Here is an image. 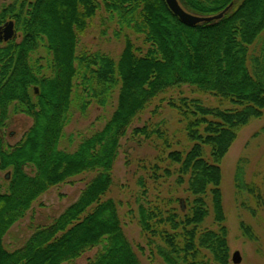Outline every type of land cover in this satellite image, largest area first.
<instances>
[{"label": "trees", "instance_id": "16d2710c", "mask_svg": "<svg viewBox=\"0 0 264 264\" xmlns=\"http://www.w3.org/2000/svg\"><path fill=\"white\" fill-rule=\"evenodd\" d=\"M102 1L120 30L145 36L150 48L144 55L127 37L118 61L101 53L78 56L79 36L97 14V0H17L1 12L0 26L11 19L22 36L20 42L0 41V128L11 108L30 117L33 125L14 147L0 133V171L10 173L7 192H0V264H68L99 248L89 264H142L124 232L119 204L107 197L121 143L134 122L156 99L183 86L235 107L222 111L192 101L186 129L194 146L186 155L169 157L180 164L182 174L191 175L189 190L197 197L186 227L204 222L208 212L203 198L209 189L217 221L225 219L221 162L238 132L264 117V0H179L202 17L218 15L233 4L222 19L194 27L173 15L165 0ZM259 39L260 55L250 57ZM41 52L44 56L38 58ZM77 81L88 100L102 108L118 92L117 107L101 131L68 153L60 144ZM148 126L132 135L147 136ZM205 146L211 149L212 163L204 158ZM84 173L94 177L73 205L51 225L38 228L23 247L14 252L5 248L8 232L40 197ZM140 225L170 245L158 249L166 264H201L202 250L212 251L220 264L228 262L225 227L203 233L199 245L198 229L185 232L184 245L177 247L168 231L154 229L143 208Z\"/></svg>", "mask_w": 264, "mask_h": 264}, {"label": "rangeland", "instance_id": "374dc122", "mask_svg": "<svg viewBox=\"0 0 264 264\" xmlns=\"http://www.w3.org/2000/svg\"><path fill=\"white\" fill-rule=\"evenodd\" d=\"M240 1L236 0L237 3ZM97 2L99 9L96 16L90 21L87 30L79 36L78 56L101 53L118 61L127 37L140 49L138 53L144 55L150 48L145 36L129 29L120 30L118 19L105 10L102 0ZM17 3V0H0V15L5 7ZM21 36L17 32L18 42L21 41ZM260 48L259 39L251 47L250 57H258ZM42 56L44 52L37 54L38 58ZM249 68L252 70L251 64ZM82 87L81 81H77L70 122L60 144V149L68 153H74L82 140L101 131L117 107L118 92L110 104L102 108L88 100V94ZM192 101H200L208 109H235L230 102L190 86L170 90L156 99L137 118L121 143L119 160L113 173L114 184L107 198H112L119 204L124 232L142 264H166L159 256L158 249L170 246L157 235L143 231L140 225L142 208L152 218L154 229L168 231L174 237L177 247L184 245L185 232L198 229L196 243L199 245V238L203 233H219L225 227L229 249L227 264H234L232 260L236 252L240 253L241 264H264V117L253 120L238 132L235 142L221 162L224 221L220 223L216 219L209 189L207 196L203 198L208 212L204 222L197 227H186L185 222L188 217L192 218L197 197L189 190L191 175L182 174L180 164L169 157L172 153L186 155L194 146L186 129L189 119H192ZM83 104H87L86 110ZM32 125L30 117L16 114L11 108L6 126L0 128V133L5 143L14 147L22 141ZM146 125H149L147 136L132 135L135 129ZM203 149L204 158L212 163L211 149L207 146ZM27 172L33 174L31 169ZM239 174L241 178L238 177ZM8 175L10 176L8 171H0L1 193L8 190ZM93 177L92 174L84 173L51 188L34 203L25 218L11 228L4 238L5 248L14 252L23 247L38 228L51 225L79 199ZM100 249L88 251L80 259L68 264H89ZM200 261L201 264H220L215 260V254L209 250L201 251Z\"/></svg>", "mask_w": 264, "mask_h": 264}, {"label": "water", "instance_id": "95a60500", "mask_svg": "<svg viewBox=\"0 0 264 264\" xmlns=\"http://www.w3.org/2000/svg\"><path fill=\"white\" fill-rule=\"evenodd\" d=\"M2 1L8 2L9 0H2ZM165 2L169 10L173 13V15H175L183 24L192 27L202 23H210V22L218 21L222 19L233 7V4H231L222 13L216 16L201 17L186 11L178 0H165ZM16 37H17V32L14 21H9L0 27V41H3L4 43H8L14 40ZM232 261L234 264H241L242 258L240 256V253L236 252L233 255Z\"/></svg>", "mask_w": 264, "mask_h": 264}, {"label": "bare ground", "instance_id": "6f19581e", "mask_svg": "<svg viewBox=\"0 0 264 264\" xmlns=\"http://www.w3.org/2000/svg\"><path fill=\"white\" fill-rule=\"evenodd\" d=\"M9 176V175H8Z\"/></svg>", "mask_w": 264, "mask_h": 264}]
</instances>
